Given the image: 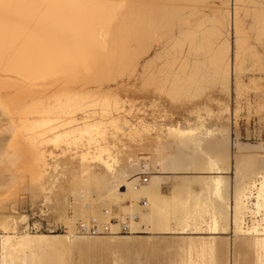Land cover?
Here are the masks:
<instances>
[{
  "label": "bare ground",
  "instance_id": "bare-ground-1",
  "mask_svg": "<svg viewBox=\"0 0 264 264\" xmlns=\"http://www.w3.org/2000/svg\"><path fill=\"white\" fill-rule=\"evenodd\" d=\"M251 38L256 39L259 47H264V0H0V107L8 115V129L13 132L0 164L10 165L15 174L22 168L28 169L32 184L41 188L40 181L46 172L43 143H53L58 149L61 148L59 143L67 141L69 146L74 145L70 147L78 149V144L85 139L88 148L97 151L98 159L95 156L94 162L100 157L109 169L108 131L111 127L114 130L111 135L116 136L122 123L128 125L121 114H130L132 110L128 111L126 101L119 97L120 91L131 89L129 78H135L132 87L139 94H154L158 101L162 99L157 98L158 95L166 96L171 104L179 101L192 104L190 102L207 88L218 86L228 95L235 86L239 94L245 87L241 77L242 72H247L244 69L247 59H252L248 62L252 61L257 67L259 77L264 74V52L257 51ZM127 76L128 81L123 80ZM254 78L251 77V81L257 79ZM152 103L158 104L156 100ZM137 132L145 131L139 132L137 126L130 128V135L134 133L135 137ZM193 132L191 129L181 134L191 140ZM170 148L173 146H165L160 157L168 168L177 167L173 162L176 153H183L184 149L172 151ZM205 149L214 156L204 160L200 168L218 176H201L199 181L208 189L213 187L218 194L222 192L224 180L226 182L220 175L230 170L229 159L224 161L216 155L218 146L209 144ZM148 158H144L143 163L142 158L128 159L123 169L112 173L110 168L109 172L113 179L121 178L131 184L138 194L144 187V193L152 195L161 210L160 191L165 183L162 178L155 179L151 187L149 181L140 188L134 186L141 174H151L154 165ZM84 162L82 172L87 173L89 167H85ZM263 162V158L247 156L238 166L236 216L249 207L252 199H257V203L252 204L257 209L256 214L264 210V183L250 179L253 176L264 178L260 172ZM115 163L112 162L113 167ZM133 170H137L136 176H131ZM3 173L0 180L5 185L8 175ZM15 174L11 181L17 178ZM102 181L101 178L99 183ZM143 199L147 202L145 206L139 205L141 213H130L135 216L131 222L132 233L139 228L136 219L149 213L146 197L141 198L139 204ZM228 209L231 213L226 211V214L231 221L234 211L232 207ZM92 218L101 220L94 216L82 220ZM225 219L230 230L229 219ZM213 221H205L208 230ZM9 222L4 218L2 224L6 228ZM190 225L180 233L185 234ZM245 229L242 231L247 235L262 238L244 236L237 244L242 248L256 247L258 264H264V227ZM210 234L216 235L218 230Z\"/></svg>",
  "mask_w": 264,
  "mask_h": 264
},
{
  "label": "rangeland",
  "instance_id": "rangeland-1",
  "mask_svg": "<svg viewBox=\"0 0 264 264\" xmlns=\"http://www.w3.org/2000/svg\"><path fill=\"white\" fill-rule=\"evenodd\" d=\"M256 42L255 38H251L255 47ZM258 45L257 51L264 52V47ZM250 60L252 59L245 61L246 66L244 63L247 72H242L241 79L245 87L239 94L236 93L235 86L229 95L218 86L207 88L201 96L190 102L192 104L187 101L171 104L166 96L158 95L157 98H162L158 101L154 94H139L132 87L135 83V78L132 77L129 78L130 83L132 82L131 89L119 92V97L126 101L127 110L132 109L130 114H121L130 127L122 123L120 132L118 130L115 133L119 135L116 136L111 135L114 130L110 127L108 146H111V153H108L111 155H106L111 156L112 161L108 160L109 157L106 161L112 166V162L115 163L113 159H117L118 162L112 166L114 170L110 166L113 173L124 168L128 159L142 158L143 163L144 158L149 157L154 166L149 175L148 186L151 187L157 178H162L165 182L160 191L159 205H163L161 210L157 208L156 199L144 193V187L139 189L138 194L123 179H113L110 168L106 169L100 157L94 162L95 156L98 159L97 151L88 148L85 139L78 144L79 148L77 145L78 149L70 147L74 145L69 146L67 141L61 145L59 143L61 148L58 149L53 143H43L46 172L40 181L41 188H35L32 184L28 169L22 168L19 174H15L10 165L0 164V173H6V180L9 181H5L7 185H4L0 180V264H237L234 258V240L237 242L244 236L262 238L247 235L243 231L247 230L245 227H264V210L256 214L257 209L252 205L257 203V199H252L249 207L239 216L235 213V189L240 182L237 176L238 166L247 156L264 159V74L259 77L257 67L253 66L252 61L249 63ZM249 68L253 70L250 71ZM254 72L256 74L253 75ZM251 77L257 79L251 81ZM126 79L128 81V76L123 78ZM153 99L158 103L156 106L152 103ZM131 100L134 102L130 103ZM131 104H134L132 108ZM227 106L229 110L226 109ZM7 123L8 115L0 107V158L13 138V132L8 129ZM145 124L150 126V132L149 126ZM132 126H137L139 132H145H137L135 137L133 133L131 136L129 132ZM191 129L194 130L191 140L187 139V135L181 134ZM209 144L216 148L218 146L216 155L221 156L224 161L229 159L230 172L220 175L226 178V182L224 180L222 192L218 194L213 191V187L208 189L199 181L201 176H218L207 174L200 168L204 160L214 156L213 152L207 153L205 149ZM165 146H173L176 150L184 149L183 153H176L173 162L177 167L168 168L163 157H160ZM64 149L68 151L62 153ZM173 149L171 150L174 151ZM106 155L104 154V158H107ZM82 162L85 167H89V172H82ZM260 172L264 176V162ZM13 173L17 178L11 181ZM136 175L137 170H133L131 176ZM101 178L103 181L99 183ZM250 179L264 183V178L253 176ZM253 191L257 196L258 190ZM143 197L148 199L149 213L136 219L140 224L133 233L94 238L75 232L76 223L91 216L108 222L104 215L107 210L112 211L116 218L141 213L139 205L145 204H139V200ZM205 200L208 203L205 204ZM43 203L48 205V212H41ZM228 207H232L234 211L231 221L226 214V211L231 213ZM4 218L10 221L6 228L2 224ZM210 218L215 222L208 230L205 221L210 222ZM225 218L229 219L230 230ZM189 224L188 231L181 234L180 231ZM217 230L218 234H210ZM249 251L247 262L242 259V255L238 264H257L256 253Z\"/></svg>",
  "mask_w": 264,
  "mask_h": 264
},
{
  "label": "built area",
  "instance_id": "built-area-1",
  "mask_svg": "<svg viewBox=\"0 0 264 264\" xmlns=\"http://www.w3.org/2000/svg\"><path fill=\"white\" fill-rule=\"evenodd\" d=\"M149 174H141L139 180L134 184L135 188H140L146 185L149 181ZM144 204L145 200L143 201ZM48 205L46 203L42 204L41 212H48ZM105 218L108 222L91 219V220H79L76 223L75 232L78 235L84 237H100L105 235H122L132 233L131 222L135 220V216L127 214L121 218H116L112 215V212H105Z\"/></svg>",
  "mask_w": 264,
  "mask_h": 264
},
{
  "label": "crops",
  "instance_id": "crops-1",
  "mask_svg": "<svg viewBox=\"0 0 264 264\" xmlns=\"http://www.w3.org/2000/svg\"><path fill=\"white\" fill-rule=\"evenodd\" d=\"M225 238H226V237H225ZM226 240H227V238H226ZM233 250H234V258H235V262H236L237 264L240 263L242 255L244 256V257H242V259H243L245 262H247L248 257H249V255H250V254H249V253H250L249 250H252L253 252L256 253L257 264H258V251H257L256 247L251 246V247H244V248H242V247L239 246V245L237 244V242L234 240V243H233Z\"/></svg>",
  "mask_w": 264,
  "mask_h": 264
}]
</instances>
